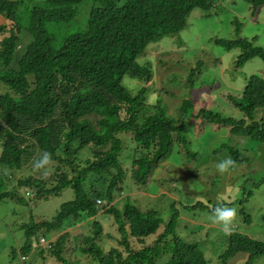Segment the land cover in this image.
<instances>
[{
	"label": "trees",
	"instance_id": "obj_1",
	"mask_svg": "<svg viewBox=\"0 0 264 264\" xmlns=\"http://www.w3.org/2000/svg\"><path fill=\"white\" fill-rule=\"evenodd\" d=\"M246 1L254 12L264 4V0ZM214 2L0 0V204L17 198L18 188L33 190L35 195H26L37 199L58 196L68 188L75 194L52 221L23 225L21 256L36 251L63 264H80L64 257L69 233L48 247L38 245L39 235L45 231L50 237L54 231L68 229L71 221L87 220L93 225V236L84 237L85 245L78 248L94 264H208L199 244L178 234V210L165 223L159 211L141 210L129 200L122 209L117 205L125 190L120 157L126 139L134 145L130 180L136 186L149 183L172 154L175 142L186 147L183 133L188 116L203 117L207 124L229 128L231 135L264 143L262 77L254 75L241 97L229 99L242 113L240 119L206 108L194 114L192 100H184L175 117L169 113L171 105L150 91L152 67L140 63L151 43L179 34L194 9L208 12ZM216 42L228 50L240 49V63L257 57L264 61V48L247 39ZM196 70L190 73L192 80ZM126 77L142 81V87L133 93L124 85ZM45 152L51 153L50 162L55 163L47 179L42 177L43 169L33 167L34 159ZM229 158L233 166L246 161L236 149L230 150ZM26 170L32 175L12 186L16 174ZM233 205L227 200L192 207L208 208L213 214L218 206ZM103 211L118 226V245L123 249L105 252L97 243L103 227L96 218ZM152 236L156 240L145 245ZM130 239L145 246L136 249ZM226 246L223 261L246 253V264H253L264 256L263 241L237 231L228 233ZM34 262L31 258L30 264Z\"/></svg>",
	"mask_w": 264,
	"mask_h": 264
},
{
	"label": "rangeland",
	"instance_id": "obj_2",
	"mask_svg": "<svg viewBox=\"0 0 264 264\" xmlns=\"http://www.w3.org/2000/svg\"><path fill=\"white\" fill-rule=\"evenodd\" d=\"M214 1V7L208 12L194 9L179 34L151 43L140 59V63L152 67L154 73L152 80L148 81L151 93L155 92L163 103H169V113L175 117L179 116L178 110L184 100H192L194 114L206 108L226 118L240 119L243 115L233 107L231 98L241 97L254 75L264 79L261 58L240 63V49L228 50L216 42L240 37L264 48V4L254 12L246 0ZM78 8L81 11L83 5ZM193 69H197L194 81L190 78ZM124 85L134 93L142 87V81L126 77ZM183 134L188 140L186 147L175 142L167 161L154 171L147 185L139 186L130 180L134 145L125 140V150L120 158L126 182L117 207L122 209L129 200L141 210L159 211L165 223L171 219L173 211L178 210V234L187 242L198 243L208 264H246L249 259L246 253H237L223 261L221 255L226 250L228 234L213 223V214L208 208L193 209L192 206L204 203L211 207L223 201H233L232 207L236 208L237 215L229 232L237 231L264 242V143L247 136L231 135L229 128L207 124L203 117L188 116ZM232 149L244 154L246 161L221 173L216 165L228 159ZM53 167L55 163L50 162L42 170V177L47 179L54 171ZM27 171L16 174L12 186H16L19 179L32 175ZM27 192L35 195L33 190L18 188L17 198L0 204V264L20 263V251L25 244L23 225L52 221L61 207L75 198L71 188L49 199H37L26 195ZM96 220L103 227L97 239L102 249L105 252L115 247L123 249L118 245L121 234L112 215L103 211ZM70 225L66 230L50 234V242L55 243L61 235L69 233L64 244V257L71 262L94 264L78 248L85 245L84 237L93 236L92 223L81 220L77 223L71 221ZM155 240V236L149 237L145 245ZM130 241L136 249L145 246L133 239ZM31 254L29 256L35 259L33 264H63L48 254L46 257L38 256L36 251ZM253 264H264V256L258 257Z\"/></svg>",
	"mask_w": 264,
	"mask_h": 264
},
{
	"label": "clouds",
	"instance_id": "obj_3",
	"mask_svg": "<svg viewBox=\"0 0 264 264\" xmlns=\"http://www.w3.org/2000/svg\"><path fill=\"white\" fill-rule=\"evenodd\" d=\"M50 161L51 153L45 152L41 154L39 158L34 159L33 167L35 169H45V167L50 164ZM233 164L234 161L231 158H228L219 162L216 167L221 173H223L227 171L231 166H233ZM236 215V208L228 206H218L214 210L212 220L213 223L221 226L222 231L225 234H228Z\"/></svg>",
	"mask_w": 264,
	"mask_h": 264
},
{
	"label": "built area",
	"instance_id": "obj_4",
	"mask_svg": "<svg viewBox=\"0 0 264 264\" xmlns=\"http://www.w3.org/2000/svg\"><path fill=\"white\" fill-rule=\"evenodd\" d=\"M98 204H103V202H101V200H97ZM50 243L48 234L43 231V233L41 235H39V246L40 247H47ZM30 260L31 257L29 255H22L20 257V263L19 264H30Z\"/></svg>",
	"mask_w": 264,
	"mask_h": 264
}]
</instances>
